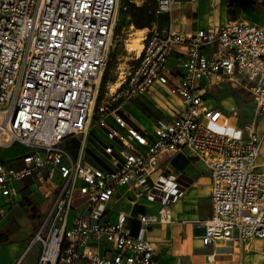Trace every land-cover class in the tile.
<instances>
[{"label":"built area","instance_id":"2783aa9c","mask_svg":"<svg viewBox=\"0 0 264 264\" xmlns=\"http://www.w3.org/2000/svg\"><path fill=\"white\" fill-rule=\"evenodd\" d=\"M264 10V0H246ZM117 0H0V147L27 149L21 166L0 159V217L17 203L25 183L44 197L40 224L26 252L34 264H153L151 226L171 219L185 191L179 174L159 171L163 154L190 151L210 179L211 214L203 245L229 239L240 249L264 239V26L243 20L188 32L173 26L172 0H155L168 27L141 37L135 64L109 87L111 102L97 105L112 46ZM250 82L253 120L205 102L208 89L237 78ZM203 82V83H202ZM117 84V86H116ZM165 88L168 97L154 96ZM113 88V91H111ZM154 91V92H153ZM107 93V94H108ZM156 103L149 127L134 124L125 107ZM98 129L97 165L86 160ZM78 139L76 150L62 144ZM159 204L137 213L135 233L125 211L113 210L119 187ZM77 194L82 201L75 205ZM22 254L14 264H23Z\"/></svg>","mask_w":264,"mask_h":264},{"label":"crops","instance_id":"0c3cea01","mask_svg":"<svg viewBox=\"0 0 264 264\" xmlns=\"http://www.w3.org/2000/svg\"><path fill=\"white\" fill-rule=\"evenodd\" d=\"M260 10L264 12L259 6L246 0H172L171 17L174 27L182 26L188 32H195L237 20L264 26ZM119 14L123 16L127 29L142 31L141 37L153 31L161 32L169 25L167 14L156 13L155 0H117L115 21ZM132 20L143 22L145 26L136 28ZM168 98L176 101L173 96ZM125 112L134 124L145 127L130 115L128 106L125 107ZM96 147V142L90 141L86 151L88 162L89 157L93 163H98ZM13 148L15 152L5 154L1 159L13 167H19L21 157L27 149L21 145L6 149ZM158 162L156 172L163 170L179 174L186 183V188L183 196L170 207V221L151 226L148 232L156 251L153 264H244V259L247 260L250 252L244 253L240 249L237 235L232 234L229 239H217L210 245H203L201 242L200 237L204 234L205 227L196 224V221L207 219L212 209L210 179L203 163L187 150L163 154L159 156ZM27 186L26 182L17 203L0 217V264H14L22 254L23 264L36 262L37 250L33 251L32 248L26 252V247L35 231V223L45 209V202L38 191L29 194ZM118 194L119 200L114 203L113 210L121 209L126 212L133 233L138 227L135 220L137 213H155L160 207L156 202L137 196L128 185L119 187ZM28 201L30 205L26 204ZM2 223L4 224L1 225ZM255 241L252 247L255 246Z\"/></svg>","mask_w":264,"mask_h":264},{"label":"rangeland","instance_id":"374dc122","mask_svg":"<svg viewBox=\"0 0 264 264\" xmlns=\"http://www.w3.org/2000/svg\"><path fill=\"white\" fill-rule=\"evenodd\" d=\"M262 19H264V12L260 10ZM136 29H127L125 25V20L121 14H119L116 18L114 25V34L112 40V46L108 57V63L106 66L105 74H106V82L103 86V91L98 93L97 97V105L112 103L116 105L120 103L121 99L117 98L113 102L110 100L109 96V87L112 82L116 80L119 75V72L123 70H129L135 64V53L134 50L129 49V43L134 37L140 36L142 31H135ZM138 50L136 49V52ZM139 52V51H138ZM137 52V54H138ZM237 82H235L234 86L229 85L228 83H222L218 87H212L208 89V92L205 95V102L210 106L221 108L227 114L232 113L234 119L238 125H243L246 122L253 120V104L252 98L250 94V82L243 77L237 78ZM203 83V82H202ZM155 91L158 93H154V96L160 98V96L168 97V91L163 88H156ZM154 92V91H153ZM108 93V94H107ZM156 103L159 107L162 105L158 104L154 99L153 102L148 100H137L135 102H131L128 106L130 115L141 121L143 126H150V118L151 116H155L158 114L156 107L153 105ZM264 129V121H257V130L260 132ZM99 130L95 129L91 130L89 135L90 141H95L97 138ZM78 139H68L65 143L62 144L63 147L67 149L74 150L78 147ZM18 145V144H15ZM23 147V146H22ZM14 151L13 149H6L0 147V159L6 155H11ZM260 157L258 161L264 158V141H262L260 148ZM88 160L93 163V160L88 157ZM97 165V163H93ZM82 201L77 194L74 197V204L77 205ZM9 222V221H8ZM7 222V223H8ZM40 220L35 223V229L39 227ZM2 223L1 225H3ZM233 235H237V229L234 228L232 230ZM33 235V234H32ZM31 235V236H32ZM31 239V238H30ZM255 249L250 252V255L247 257V260L244 259V264H264V239H258L255 241ZM37 250V245H35L32 249Z\"/></svg>","mask_w":264,"mask_h":264},{"label":"trees","instance_id":"16d2710c","mask_svg":"<svg viewBox=\"0 0 264 264\" xmlns=\"http://www.w3.org/2000/svg\"><path fill=\"white\" fill-rule=\"evenodd\" d=\"M132 22H134V26H135L136 28H141V27L145 26V25H144L145 23H143V22H137V21H135V20H134V21L132 20ZM105 70H106V69H105ZM106 79H107V77H106V74H105V71H104V73H103V75H102V77H101V81H100V87H99L100 92L103 91V86H104V84H105V82H106ZM26 204H27V205H30V202L28 201ZM31 214H32V216L34 215V209L31 210Z\"/></svg>","mask_w":264,"mask_h":264},{"label":"bare ground","instance_id":"6f19581e","mask_svg":"<svg viewBox=\"0 0 264 264\" xmlns=\"http://www.w3.org/2000/svg\"><path fill=\"white\" fill-rule=\"evenodd\" d=\"M137 31L141 32V30H137ZM128 45H129L130 50H134V49L136 50L137 49L139 51L142 47L141 37L140 36L134 37ZM116 86H117V84H116ZM111 91H113V88Z\"/></svg>","mask_w":264,"mask_h":264}]
</instances>
